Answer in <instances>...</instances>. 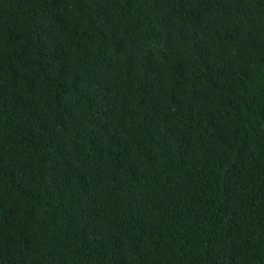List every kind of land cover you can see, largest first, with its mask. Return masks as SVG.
Wrapping results in <instances>:
<instances>
[{
    "label": "trees",
    "instance_id": "trees-1",
    "mask_svg": "<svg viewBox=\"0 0 264 264\" xmlns=\"http://www.w3.org/2000/svg\"><path fill=\"white\" fill-rule=\"evenodd\" d=\"M0 264H264V0H0Z\"/></svg>",
    "mask_w": 264,
    "mask_h": 264
}]
</instances>
